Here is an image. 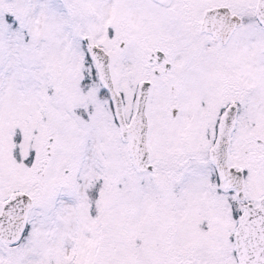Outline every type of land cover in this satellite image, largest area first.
Here are the masks:
<instances>
[{
	"label": "snow or ice",
	"instance_id": "obj_1",
	"mask_svg": "<svg viewBox=\"0 0 264 264\" xmlns=\"http://www.w3.org/2000/svg\"><path fill=\"white\" fill-rule=\"evenodd\" d=\"M0 264H264V0H0Z\"/></svg>",
	"mask_w": 264,
	"mask_h": 264
}]
</instances>
